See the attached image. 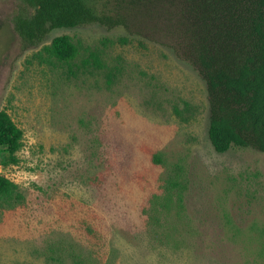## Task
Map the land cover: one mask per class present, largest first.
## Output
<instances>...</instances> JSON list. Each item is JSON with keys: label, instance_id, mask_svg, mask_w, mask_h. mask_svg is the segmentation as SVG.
<instances>
[{"label": "rangeland", "instance_id": "rangeland-1", "mask_svg": "<svg viewBox=\"0 0 264 264\" xmlns=\"http://www.w3.org/2000/svg\"><path fill=\"white\" fill-rule=\"evenodd\" d=\"M17 2L0 0V110L23 131L18 162L0 166L19 194L0 198V264H264V153L214 149L192 65L99 24L22 50ZM63 34L74 64L35 59ZM96 55L102 68L81 66Z\"/></svg>", "mask_w": 264, "mask_h": 264}, {"label": "trees", "instance_id": "trees-1", "mask_svg": "<svg viewBox=\"0 0 264 264\" xmlns=\"http://www.w3.org/2000/svg\"><path fill=\"white\" fill-rule=\"evenodd\" d=\"M12 20L22 50L41 44L52 29L89 24L119 30V44L138 39L168 47L205 82L207 135L214 149L264 153V0H18ZM79 55V44L63 34L34 57L40 63L74 64ZM81 61L85 69L91 63L103 67L98 55ZM22 138V129L0 110V166L18 162ZM14 196H19L17 184L0 174V198ZM182 201L179 195V208ZM76 231L81 240L91 237V245L102 237L88 220ZM80 250L69 255H86Z\"/></svg>", "mask_w": 264, "mask_h": 264}]
</instances>
